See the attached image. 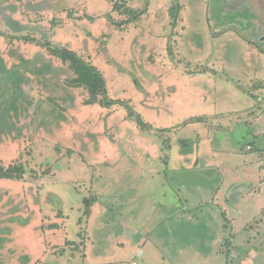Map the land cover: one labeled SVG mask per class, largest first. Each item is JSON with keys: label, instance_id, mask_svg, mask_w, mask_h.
Returning <instances> with one entry per match:
<instances>
[{"label": "rangeland", "instance_id": "obj_1", "mask_svg": "<svg viewBox=\"0 0 264 264\" xmlns=\"http://www.w3.org/2000/svg\"><path fill=\"white\" fill-rule=\"evenodd\" d=\"M117 7L146 14L120 27L128 18ZM0 9V167L24 171L0 178V264H141L122 246L171 243L152 219L209 209V187L176 170L197 167L207 146L239 152L254 140L241 122L217 123L264 109V0H0ZM26 39L76 52L150 129L121 105H85L68 67ZM228 240L229 264L256 263L259 253L237 255Z\"/></svg>", "mask_w": 264, "mask_h": 264}, {"label": "crops", "instance_id": "obj_2", "mask_svg": "<svg viewBox=\"0 0 264 264\" xmlns=\"http://www.w3.org/2000/svg\"><path fill=\"white\" fill-rule=\"evenodd\" d=\"M247 24L249 26V23ZM252 106L250 105L249 109ZM233 116L236 117L234 123L232 122L233 118H231L230 123L227 119L223 120L224 118H222L223 123H217V126L220 128L224 124L226 127L224 129H230L234 125H239L240 122L243 126L246 125L247 130H243L242 137H251L254 140L241 151L235 149L241 153L235 152L234 149L224 152L223 148H217L218 146L210 150V146H207L201 149L199 153L200 160L197 167L188 169L189 167L186 166L177 170H188L190 175L193 173L201 190L209 187V201L208 199L206 201V206L209 205V209H206V212H196L195 209L190 211L195 216L194 219L190 220L185 218L179 220L180 217H178L181 215L182 209L184 211L192 210L188 206L168 211V213L173 212L171 215L168 214V221L158 223L156 219V222L151 224L153 227L151 229L156 233L168 234L171 245L161 248L162 239L157 236L153 242L150 239L145 244L142 237L141 242H136L134 247L131 245L132 249L126 250L127 245L122 246L121 255L122 253H134L137 258L142 259H140L141 264H229L235 262L236 256L233 255L234 260L231 259L229 263L225 257L221 256L224 253L221 249L223 241L229 239L237 255L245 256V254L249 255L250 253L257 255L259 253V257L255 259V264H264V246L259 250L256 245L257 240L264 237V221L260 220V217H264V126L257 127L258 122L264 117V109L262 108L261 114L256 116H252V113L245 116L244 113ZM242 154H245V158ZM200 177H202L201 181L198 179ZM211 178L215 179L213 183L210 181ZM256 180L259 181L261 187L258 192L256 188L254 189L253 182ZM184 186L194 192L188 183H185ZM253 189L256 193H252ZM256 201L261 207L258 213V210L254 208ZM208 212L209 214H207ZM256 223H261L263 227L258 228ZM129 228L132 229L130 226ZM132 230L134 231V229ZM166 238L163 236V240ZM146 248H151L150 253L146 252ZM219 249H221V255ZM164 253H166L165 257ZM253 254L250 259L254 258ZM167 260L170 263H167ZM246 260L247 258H244L241 264H246ZM134 261L132 260L129 264ZM134 263L138 264L137 262Z\"/></svg>", "mask_w": 264, "mask_h": 264}, {"label": "trees", "instance_id": "obj_3", "mask_svg": "<svg viewBox=\"0 0 264 264\" xmlns=\"http://www.w3.org/2000/svg\"><path fill=\"white\" fill-rule=\"evenodd\" d=\"M176 6L177 7L175 9L170 11V14L173 15V18L175 21L174 24H176L178 20V13L181 7L180 2L176 3ZM117 8H118L117 10H119V12L122 15L127 16L128 18V20L118 23V26L120 27L124 25L128 26V25L134 24L146 14L145 11L135 13L129 9H124V8L122 9L119 7ZM2 11H5V10L0 9V12ZM26 41L32 44L40 45L43 48H46L52 57L61 60L62 63L68 67V69L74 75V79L71 80L70 85L74 88L85 89L89 94V98L85 101V105L95 106L99 104L102 108H105V109H111L112 107L116 105H119V106L121 105L127 108L128 114H129L128 117L130 119H133L136 122V124H138L137 126L142 128L144 131H147L150 129V126L147 123H145L143 116L136 115L134 112V109H132V107L128 103H125V102L122 103L117 100H113L109 97L107 82L102 72L98 68L94 67L91 63L87 62L82 57H80L76 52L70 50L67 47H62V48L55 47L52 42L39 43L32 39H26ZM14 84L16 83L14 82ZM170 171H173V169H170ZM15 172L20 176L24 173V171L17 170L16 168L4 169L3 167H0V178L1 179H4V178L12 179L15 175ZM180 172L181 174L185 175L186 178L190 176L188 170H180ZM90 205L91 204L89 203V206ZM156 219L157 218H154L152 219V221H155ZM149 225L150 224H147V226ZM149 227L151 228L152 226H149ZM227 244L229 246L227 248L230 251V249H232L233 247L230 244V242H228ZM222 257H225L228 260V263L230 262L229 253L228 254L223 253ZM132 264H136V263H132Z\"/></svg>", "mask_w": 264, "mask_h": 264}]
</instances>
